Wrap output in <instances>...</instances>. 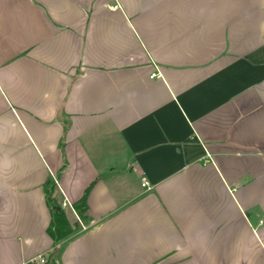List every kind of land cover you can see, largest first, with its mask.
<instances>
[{
	"label": "crops",
	"instance_id": "obj_1",
	"mask_svg": "<svg viewBox=\"0 0 264 264\" xmlns=\"http://www.w3.org/2000/svg\"><path fill=\"white\" fill-rule=\"evenodd\" d=\"M40 255L264 264V0H0V264Z\"/></svg>",
	"mask_w": 264,
	"mask_h": 264
},
{
	"label": "trees",
	"instance_id": "obj_2",
	"mask_svg": "<svg viewBox=\"0 0 264 264\" xmlns=\"http://www.w3.org/2000/svg\"><path fill=\"white\" fill-rule=\"evenodd\" d=\"M48 189L46 191L47 201L50 207L52 208V222L48 229V233L55 242H60L68 238L72 233V229L61 210H57L52 200V193L54 190V184L52 182L47 184ZM89 190L85 193L84 197L75 204V210L80 215L81 218H85L87 210V197ZM47 264H54L53 261H48Z\"/></svg>",
	"mask_w": 264,
	"mask_h": 264
},
{
	"label": "built area",
	"instance_id": "obj_3",
	"mask_svg": "<svg viewBox=\"0 0 264 264\" xmlns=\"http://www.w3.org/2000/svg\"><path fill=\"white\" fill-rule=\"evenodd\" d=\"M151 77H152V78L158 77V74H157V73H153V74L151 75ZM142 186H143L144 188H147L148 190H150V189L152 188V187H150L149 183L146 182V181H143V182H142ZM67 204H68V203L66 202V203H64L63 206H66ZM69 205H70V204H69ZM32 262H33L34 264H47V263H48V260L45 258V256L40 255L39 257H37L36 259H34Z\"/></svg>",
	"mask_w": 264,
	"mask_h": 264
},
{
	"label": "rangeland",
	"instance_id": "obj_4",
	"mask_svg": "<svg viewBox=\"0 0 264 264\" xmlns=\"http://www.w3.org/2000/svg\"><path fill=\"white\" fill-rule=\"evenodd\" d=\"M55 179H56V177L53 175V176H52V181H54ZM54 184H55V183H54Z\"/></svg>",
	"mask_w": 264,
	"mask_h": 264
},
{
	"label": "water",
	"instance_id": "obj_5",
	"mask_svg": "<svg viewBox=\"0 0 264 264\" xmlns=\"http://www.w3.org/2000/svg\"><path fill=\"white\" fill-rule=\"evenodd\" d=\"M59 209V208H58Z\"/></svg>",
	"mask_w": 264,
	"mask_h": 264
}]
</instances>
